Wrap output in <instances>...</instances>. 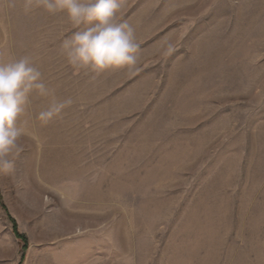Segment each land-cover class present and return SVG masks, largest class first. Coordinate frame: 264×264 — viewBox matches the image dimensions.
I'll return each mask as SVG.
<instances>
[{"label": "rangeland", "instance_id": "obj_1", "mask_svg": "<svg viewBox=\"0 0 264 264\" xmlns=\"http://www.w3.org/2000/svg\"><path fill=\"white\" fill-rule=\"evenodd\" d=\"M27 2L0 0V62L73 103L20 118L0 264H264V0H118L138 62L99 74L62 47L87 25Z\"/></svg>", "mask_w": 264, "mask_h": 264}, {"label": "clouds", "instance_id": "obj_2", "mask_svg": "<svg viewBox=\"0 0 264 264\" xmlns=\"http://www.w3.org/2000/svg\"><path fill=\"white\" fill-rule=\"evenodd\" d=\"M38 3L49 13L65 12L74 25H87L63 42L69 64L97 74L109 69H135L140 45L133 26L119 22L118 0H38ZM30 11L28 0L25 12ZM33 92L53 97L37 117L45 125L73 103L71 99L54 98V91L29 57L0 62V174L14 170L15 159L25 150L20 143L24 136L37 139L20 122Z\"/></svg>", "mask_w": 264, "mask_h": 264}, {"label": "trees", "instance_id": "obj_3", "mask_svg": "<svg viewBox=\"0 0 264 264\" xmlns=\"http://www.w3.org/2000/svg\"><path fill=\"white\" fill-rule=\"evenodd\" d=\"M13 226H14V232H15L16 236L19 237L22 241L25 242V241H26V237H25L24 235L18 233V231L16 230V226H15L14 223H13ZM24 246H25V245H24Z\"/></svg>", "mask_w": 264, "mask_h": 264}]
</instances>
